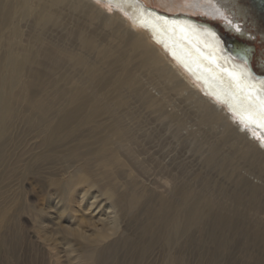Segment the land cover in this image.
<instances>
[{"label":"bare ground","instance_id":"bare-ground-1","mask_svg":"<svg viewBox=\"0 0 264 264\" xmlns=\"http://www.w3.org/2000/svg\"><path fill=\"white\" fill-rule=\"evenodd\" d=\"M230 1L264 37L246 1ZM95 4L113 14L94 22L101 16ZM212 25L202 15L167 12L146 0H0V166L8 157L0 178L14 182L8 198L18 199L9 214L0 192V228L27 208L26 179L60 172L43 171L59 158L49 148L75 133L85 137V153L68 149L77 163L54 189L65 203L79 199L82 215L90 219L97 200L113 198L123 216L148 212L143 233L160 222L164 246L191 229L214 235L216 245H237L244 225L251 241H264V71L256 74L251 56L250 64L235 56L223 44L222 28ZM221 27L233 33L231 25ZM241 43L252 55L254 47ZM188 122L191 128L180 134ZM94 183L92 195L84 186ZM66 205L55 210L61 214ZM116 216L111 228L100 219L99 230L85 235L68 215L64 232L98 242L106 229H118ZM125 229L102 245L122 237L142 245ZM106 246L83 255L82 264L103 262ZM140 248L147 255L151 245Z\"/></svg>","mask_w":264,"mask_h":264},{"label":"rangeland","instance_id":"rangeland-1","mask_svg":"<svg viewBox=\"0 0 264 264\" xmlns=\"http://www.w3.org/2000/svg\"><path fill=\"white\" fill-rule=\"evenodd\" d=\"M146 1L149 5L167 12L181 11L202 15V17L213 19L214 21L211 20L213 21V25L222 28V31L225 29L219 26L220 22H222L221 19L217 20L210 18L206 14L207 12H204L202 9L193 8L192 3L196 0ZM219 1H223L224 3L231 5L232 10L238 14V10L240 9L235 6L236 4L234 2H231L230 0ZM94 7H96L99 11V14L101 13V16L99 15V17L93 19L94 22H96L99 18H103L104 16L107 17L113 14V12L109 11L107 8L104 7L103 9V6L100 4H95ZM244 15L243 11L240 15H238L239 22L242 23L244 31L246 33L250 32L251 34L246 35L247 38L242 36L243 39L238 36V39L241 42H247L248 44H252L256 47L254 49L255 59L254 62H252L257 69L256 71H264V68L261 67V63L264 61V37L261 36L262 32H260V30H256L257 27L253 26L252 21L248 18L246 19ZM256 25L258 26V24ZM24 28L27 29V25H25ZM255 31L257 33H255ZM233 36L235 35L230 32V37L232 38ZM53 37L55 38V36ZM145 39L147 41V37ZM259 54L261 58L258 60L257 55ZM161 59L164 63L166 62L164 57L161 56ZM258 63L259 65H257ZM151 92L155 94L157 93L154 89H152ZM218 111L220 110L218 109ZM229 119L233 123L231 118ZM172 126L171 130L175 128L174 125ZM185 127L186 128H179L180 134L185 135V133L191 128V123H186ZM33 136L36 138V135ZM84 139L85 137L82 135L74 133L71 139L69 138L67 142L65 141L64 143L59 144V146H52L49 148L52 150L54 149L53 151H55V155L59 158L55 163L51 165L48 164L50 168H47L46 170L43 169V171H51L53 169L52 167H55L60 170L59 173L54 172L51 176L48 174V178H42L43 180H39V182L33 177H31V179L30 177L26 179L27 182H25V187L23 186V189L25 191L24 195H27V199H24L27 208L25 210L23 209L21 214H17L13 217V220H8L7 224L4 227L2 225L0 228L4 236V241L6 242L5 243L3 241L0 244V264H70L68 259H71L74 264H82L81 258L83 255L90 256L95 254L96 250L102 249L103 246H106L102 244L111 241L112 235L114 236L120 232L122 227H127V229L124 230L125 235H129V237L132 236L131 238L136 241L141 240V242L139 241L138 243H141L142 245H151V249L149 251L151 254L149 253L141 256L140 246L142 247V245H130L132 241L126 243V238L122 237L120 238L122 240L119 239L118 242L105 247L104 260L99 264H264V241H251L250 239L252 236L249 231L250 229H248L245 225L240 228L242 232L236 235L238 239L237 245H216L215 242H213L214 235L207 232H192L191 229L186 230V232L177 233L173 236L170 244L168 246H164V242L158 237V235L163 232L160 222L154 221L152 223V230H147L143 233L142 230L144 226L142 223L148 221L149 218L146 216L148 212L138 213L134 217L130 215H128V217L127 215L123 216L120 214L119 208L111 204L113 198H103L101 201L97 200L98 204L100 203L101 205H97L94 211L91 212L90 219L89 215H82L80 211V207H82V204L79 203L80 200L72 198L71 201H67L65 203L62 199L63 195L55 192L54 185L59 183L61 184L63 182V177L67 174V170H72L74 167L73 165L77 163V158L75 156L69 157L70 159L67 157L68 149L71 151L74 150L76 153L80 154L85 153L86 147L84 146ZM190 143L191 146L195 147L193 142L190 141ZM89 165H94L93 160L89 161ZM96 168L98 169V166L93 169L95 170ZM244 169L242 168L241 170L246 173L245 170L247 169ZM0 171H8V157L5 159L2 166H0ZM247 175L249 178L251 176L250 179L253 178L252 180L256 181V177L254 175ZM90 179L91 178L88 179L89 182L91 181ZM12 183L14 182L10 181L8 177L6 179L0 178V192L2 195L4 194L2 205L8 208L9 214L13 212L15 206H13V204L18 201V199H11L12 196L8 198V195L11 194L10 191L12 190ZM97 185L98 183H94L92 185L93 187L89 188L88 184V186L85 185L84 188L88 189V191L92 192L91 194L94 195L98 192ZM116 189L118 190V188ZM214 193V195L218 197H213L214 199L218 200L222 198V195H217L216 192ZM62 205H66L67 208L63 211L64 213L62 212L59 214L55 208L59 209ZM99 208L102 215H98V212H100ZM62 209L63 206L59 209V211ZM68 212H70V214H67ZM92 213L94 217L92 216ZM59 215H61V217ZM68 215L71 217L72 226L74 228H79V233L81 232L85 235H92L93 232L99 230L102 224L100 219L107 221L108 227L111 228V218L116 215H119V218L116 216V218H118V223H116L118 229L115 233L110 229H106V231H103L106 235L105 239H100L98 242L95 241L96 243H89L78 232L72 231L69 235L64 232V225L66 224L63 223L62 219L67 218ZM246 217L254 220L252 212H247ZM121 235L124 234L121 233ZM13 248L15 249L14 253L12 252ZM167 252L169 253L167 254Z\"/></svg>","mask_w":264,"mask_h":264},{"label":"flooded vegetation","instance_id":"flooded-vegetation-1","mask_svg":"<svg viewBox=\"0 0 264 264\" xmlns=\"http://www.w3.org/2000/svg\"><path fill=\"white\" fill-rule=\"evenodd\" d=\"M244 1H246V6H247V8H249L248 7L249 2L247 0H244ZM192 5H193V8H199V9H202L204 12H207L206 14L210 18H214V19H217V20L218 19H221L222 22H220V25L219 26H221L224 23L231 25L232 26V29H233V34L237 38H238V36L240 38H242L241 36H245V38H247L246 35H250L251 34L250 32L246 33L245 31H237V29H238L237 27L238 26H240V28H242L244 30L242 23H240L239 22V19H238V15H240L242 11L241 12H238V14H237L236 12H234L232 10L231 5H229L227 3H224L223 1L220 2L219 0H196L194 3H192ZM235 6H237V5H235ZM211 7H213V8H211ZM228 7H230V8H228ZM206 19L208 20V18H206ZM248 19L251 20L250 17H248ZM211 20H213V19H210V21ZM258 23L259 22H257V24ZM250 45H252V44H250ZM252 46L254 47V49L256 48L254 45H252ZM254 54L255 53L252 52V55H251V57H252L251 64L253 66H254L253 62H254V59H255L254 58ZM260 58H261L260 54L257 55V59L259 60ZM254 68H255V66H254Z\"/></svg>","mask_w":264,"mask_h":264},{"label":"water","instance_id":"water-1","mask_svg":"<svg viewBox=\"0 0 264 264\" xmlns=\"http://www.w3.org/2000/svg\"><path fill=\"white\" fill-rule=\"evenodd\" d=\"M249 2L248 7L251 8L252 15H254V22H257L258 20L262 25L259 27L264 28V5H260L256 0H247ZM258 13L262 16H258ZM257 24V23H256ZM214 26V25H212ZM263 26V27H262ZM216 27V26H215ZM217 28V27H216ZM222 37L223 44L227 46L228 49H231L232 53L237 56L238 58H241L242 60L246 61L248 64H250V54L248 55L247 51L245 50V46L242 45L240 41L237 40L236 37H230V32L228 30L224 29L223 32L219 31ZM229 33V34H228ZM250 66V65H249ZM262 67L264 68V61L262 62ZM258 71H256V74H260ZM262 74V73H261ZM264 77V76H263Z\"/></svg>","mask_w":264,"mask_h":264},{"label":"snow or ice","instance_id":"snow-or-ice-1","mask_svg":"<svg viewBox=\"0 0 264 264\" xmlns=\"http://www.w3.org/2000/svg\"><path fill=\"white\" fill-rule=\"evenodd\" d=\"M237 31H240V29H237Z\"/></svg>","mask_w":264,"mask_h":264}]
</instances>
